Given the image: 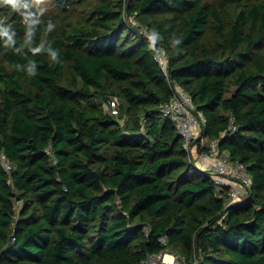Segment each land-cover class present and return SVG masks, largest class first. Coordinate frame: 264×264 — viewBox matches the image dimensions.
Listing matches in <instances>:
<instances>
[{
    "label": "trees",
    "instance_id": "obj_1",
    "mask_svg": "<svg viewBox=\"0 0 264 264\" xmlns=\"http://www.w3.org/2000/svg\"><path fill=\"white\" fill-rule=\"evenodd\" d=\"M49 1L29 37L21 13L35 0L19 12L0 0L12 38L0 36V156L13 166L0 162V264H142L166 250L264 264V0ZM153 30L204 135L247 166L246 198L227 206L162 114L171 90Z\"/></svg>",
    "mask_w": 264,
    "mask_h": 264
},
{
    "label": "built area",
    "instance_id": "obj_2",
    "mask_svg": "<svg viewBox=\"0 0 264 264\" xmlns=\"http://www.w3.org/2000/svg\"><path fill=\"white\" fill-rule=\"evenodd\" d=\"M154 59L166 75L171 90V98L161 106L162 114L175 124L177 132L183 138L190 161L195 167L198 165V169L211 178L219 195L225 188H228L227 206L241 200L243 195H248L252 186V178L247 166L242 162L232 160L228 151L219 148L218 141L207 143L208 138L204 135L207 118L203 113L196 111L190 93L180 83L169 78V55L161 44L156 43L154 46ZM104 108L115 116L120 114V102L116 98L108 99ZM231 129H234L233 125H230L229 130ZM46 153L55 164L57 159L50 147L46 149ZM0 162L7 171L12 170L13 166L4 154L0 156ZM22 206V200L14 201L15 217L18 216ZM161 241L165 243L167 238L164 237ZM142 264L188 263L181 254L166 250L148 255Z\"/></svg>",
    "mask_w": 264,
    "mask_h": 264
},
{
    "label": "clouds",
    "instance_id": "obj_3",
    "mask_svg": "<svg viewBox=\"0 0 264 264\" xmlns=\"http://www.w3.org/2000/svg\"><path fill=\"white\" fill-rule=\"evenodd\" d=\"M42 0H35L36 4L41 3ZM2 3L4 5H8L11 7V9L13 11H20L21 8L24 9H28L29 5L26 3H23L22 0H2ZM43 9H40L38 12H33V11H27V12H23L21 13V15L23 16V22L24 24L27 26V33L29 35V37H31V35L33 34L35 27L41 22L39 19V16L43 13ZM55 28V25L52 22H49L47 24V28L46 31L47 32H51L53 31ZM0 36L3 37H8L9 40H11V36H9V32L7 29H0ZM148 38L151 41V43L153 45H155V43L157 42V40L159 39V36L157 34V32L155 30H153L152 32L148 33ZM181 43V41L179 39H174L173 40V45H179ZM44 45L41 44L40 47L38 48H34L32 49L33 52H40L41 48H43ZM48 51L50 53V56L52 58V60H57L58 57V52L55 50H52L50 47L48 48ZM27 73L29 76H34L36 74V70H35V65L32 64L28 67Z\"/></svg>",
    "mask_w": 264,
    "mask_h": 264
},
{
    "label": "rangeland",
    "instance_id": "obj_4",
    "mask_svg": "<svg viewBox=\"0 0 264 264\" xmlns=\"http://www.w3.org/2000/svg\"><path fill=\"white\" fill-rule=\"evenodd\" d=\"M37 7H39V10L40 9H43V10H46V11H49L50 13L51 12H55V8H54V6H53V2H51V1H49V0H42V2L41 3H39V4H35ZM134 23H138V21L137 20H135V19H131ZM207 143H210V140L209 139H207ZM196 167L197 168H199L198 167V165H196ZM242 192V194H243V190L241 191ZM245 196L243 195L242 196V198H244ZM246 198V197H245Z\"/></svg>",
    "mask_w": 264,
    "mask_h": 264
},
{
    "label": "bare ground",
    "instance_id": "obj_5",
    "mask_svg": "<svg viewBox=\"0 0 264 264\" xmlns=\"http://www.w3.org/2000/svg\"><path fill=\"white\" fill-rule=\"evenodd\" d=\"M167 258L169 259L170 257L168 256Z\"/></svg>",
    "mask_w": 264,
    "mask_h": 264
}]
</instances>
